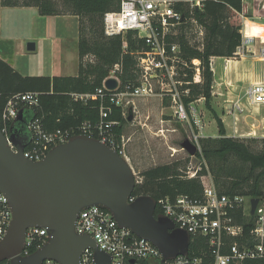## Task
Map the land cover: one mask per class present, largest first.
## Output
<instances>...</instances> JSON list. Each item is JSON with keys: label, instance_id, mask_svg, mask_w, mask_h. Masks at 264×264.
<instances>
[{"label": "built area", "instance_id": "2783aa9c", "mask_svg": "<svg viewBox=\"0 0 264 264\" xmlns=\"http://www.w3.org/2000/svg\"><path fill=\"white\" fill-rule=\"evenodd\" d=\"M117 1H119V10L104 14L103 33L106 37L120 36L123 50L127 48L128 32H133L136 39L143 41L145 50L134 53L140 74L139 85L132 90H119V81L115 76L119 67L115 65L101 88L95 90L93 94H71L74 101L86 103L92 98H98L100 101L98 120L93 124L83 123L76 135L95 139L126 160L123 134L118 142L113 132L118 122L108 118L113 107L121 109V116L126 118V109L132 99L153 96L152 84L162 101L167 102V107L177 120L187 127L189 131L187 140L196 148L194 156H189L181 148L179 151L186 154L191 164L193 161H198L205 166L200 148V140L205 136L195 106L204 99L199 98L185 104V98L189 96L190 91L187 88L183 89L187 71L192 73V84L202 83V69L198 60L188 63L182 58L180 45L176 41L180 27L190 22L198 29L200 45L204 31L192 17L184 18L182 11L175 8L177 4L185 5L192 15L193 10H202L204 0ZM176 29H179L178 34L175 32ZM259 39L264 40V37ZM249 47L252 48L249 49V54L253 58L264 61V42L256 47L253 38L250 37H243L242 44L234 55H239L243 48ZM108 79L117 82L116 88L112 91L107 90L104 85ZM38 97L37 92L16 94L8 99L0 112V132L5 137L9 149L15 154L17 148L9 141L12 124L16 122L19 112L22 117L23 111H32L38 107ZM262 106H264V82L250 84L244 92L237 94L235 99L227 101L224 112L231 115L234 120L232 138H236L239 115L245 114L249 109L258 111ZM24 132L25 138L20 140L21 144H25L23 157L32 162L42 161L52 148L66 144L75 136L74 131L68 130L47 132L43 129L40 120L35 117L24 123ZM246 136H255V132L246 133ZM171 152L174 156L178 150L171 149ZM199 171H203L200 166L192 167L185 175L187 179L199 178L202 185L201 199H192L183 195L174 200L168 197L161 198L156 202L160 215L168 219L174 229L185 232L188 237L205 239L211 258L210 264H249L252 261L264 260V198L258 199L254 214L250 215V198L230 197L219 193L207 167H204L203 174L199 175ZM140 182L141 179L135 181V185ZM137 198L131 194L127 204L133 203ZM240 209L245 216L254 219L253 229L249 232V240L245 244H238L235 241L243 237V227L235 224L232 217V214ZM11 220L12 213L8 200L0 193V241L6 235ZM73 229L76 235L89 237L94 241L96 249L108 257L107 264H203V258H192L187 254L163 261L162 254L151 242L137 237L127 228L120 227L112 214L101 206L81 209L76 216ZM50 234L51 232L46 228H27L19 256L28 257L36 240L42 241L43 246L47 244ZM42 264L60 263L48 259ZM79 264H97L94 250H83Z\"/></svg>", "mask_w": 264, "mask_h": 264}, {"label": "trees", "instance_id": "16d2710c", "mask_svg": "<svg viewBox=\"0 0 264 264\" xmlns=\"http://www.w3.org/2000/svg\"><path fill=\"white\" fill-rule=\"evenodd\" d=\"M243 0H204L202 10H193L190 15L185 5L177 4L176 10L182 11L184 18L192 17L202 27L204 36L201 45L191 44L186 27H180L176 38L182 58L190 63L198 60L201 66L202 83L192 84L191 71H187L183 89H189L185 104L204 99V106L212 115L217 126V137H205L200 140L202 158L215 188L219 193L233 197L250 199L264 198V139L261 148L252 151L251 143L256 139L244 141L227 137L222 120L211 107L212 101V58L231 59L242 44L240 15ZM2 7L35 8L41 17L74 16L78 19L77 74L70 77H24L0 59V112L8 99L16 94L37 92L38 107L22 114V121L12 124L16 136L25 138L24 123L32 117L38 118L47 132L74 131L85 122L95 123L99 118L100 101L98 98L83 103L74 101L71 94H93L101 88L115 65L119 81V90H132L139 85L140 74L136 66L134 53L145 50L143 41L136 39L133 32L126 36L127 48L122 49L120 36L106 37L103 33V17L107 12L119 10L117 0H0ZM92 57V59H88ZM167 105V102H166ZM109 120L118 122L113 129L118 142L123 134L127 117L121 116V109L112 108ZM11 126V125H10ZM74 136V137H75ZM189 160V159H188ZM187 162V161H186ZM204 172V165L200 163ZM182 161L156 166L140 173L141 182L132 192L135 197L151 198L155 204L168 197L174 200L178 196L201 199L202 185L199 178L187 179ZM160 214L155 207L154 215ZM234 223L243 227V237L236 239L238 244L249 240L254 219L245 216L240 210L232 214ZM43 242L36 240L29 251L33 254ZM187 255L203 258V264H210L211 258L207 243L203 238L189 237ZM0 264H9L4 261ZM249 264H264V260Z\"/></svg>", "mask_w": 264, "mask_h": 264}, {"label": "water", "instance_id": "95a60500", "mask_svg": "<svg viewBox=\"0 0 264 264\" xmlns=\"http://www.w3.org/2000/svg\"><path fill=\"white\" fill-rule=\"evenodd\" d=\"M34 50L33 44L27 45ZM107 90H114L117 82L108 79ZM131 120V111L127 121ZM21 112L16 122H21ZM9 141L17 148L13 153L0 132V193L9 203L12 220L6 235L0 241V263L42 264L54 260L60 264H79L85 249L94 250L97 264L109 259L96 249L94 241L74 233L78 212L90 206L107 209L120 227L129 229L139 238L151 242L162 254L163 261L187 254L188 235L163 215H154L156 204L148 197H138L131 204L127 199L134 187V174L128 164L115 151L97 140L72 137L66 144L52 148L39 162L23 157L25 144H21L12 130ZM181 149L194 156L196 148L188 141ZM258 199L250 200V215ZM48 229L47 244L28 257L21 258L27 228Z\"/></svg>", "mask_w": 264, "mask_h": 264}, {"label": "rangeland", "instance_id": "374dc122", "mask_svg": "<svg viewBox=\"0 0 264 264\" xmlns=\"http://www.w3.org/2000/svg\"><path fill=\"white\" fill-rule=\"evenodd\" d=\"M260 15L262 20H264V14L261 13ZM2 16L3 28L9 32L7 34L14 35L17 40H22L21 45L14 50L13 57L16 68L21 76L70 77L76 75L78 64L76 32L78 27L75 23H68L55 17H39L40 20L35 22L34 27L36 41H25L26 39L22 36L24 32L30 30L29 38L33 36V28L29 27V22L21 14L12 15L5 13ZM14 16L17 17L19 22L16 26L14 25L15 20L12 19ZM245 16L251 17L250 20L255 21L252 16L246 14ZM249 26L250 24H244V28H248ZM185 27L190 43H195L197 46L200 45L197 36V27L191 22ZM175 32L178 34L179 29H176ZM60 37L61 39L66 38L67 40L63 43L60 41ZM51 40L54 41L51 42ZM28 44H36V49L34 51H28ZM237 57L239 55L231 59L236 60ZM88 59H92V57ZM221 64L222 61L216 60L214 66L218 68ZM240 85L242 86L243 84ZM151 88H154V91L152 90L153 96L132 99L131 104L126 109L127 117L129 111H131V120L127 121L123 128L125 142L124 154L126 156V163L130 166L134 174L135 181L141 179V172L174 161H182L185 165L183 173H189L192 167L195 168L201 165L198 161H193L191 164L186 154L179 151L181 143L188 139L189 131L183 123L177 120L167 105H163L160 102L162 98L158 96L159 93L152 84ZM245 89L244 87L240 91L238 90L237 93L233 92L232 94H241ZM229 99L226 97L222 101L220 98L215 100L212 98L211 101L212 109L224 124L226 135H228L227 137L233 136L234 129L233 117L224 112V108L227 105L225 100ZM195 106L200 123L203 126V135L205 137H217L216 122L205 108L204 100L196 103ZM161 120L170 121L169 126L165 125L163 127L165 129V137L157 134L161 126ZM236 128V139H242L244 141L256 139L255 142L251 143V149L252 151L260 150V140L264 139V106L258 111L249 109L245 114L239 115ZM252 131L255 132V136L247 137L246 133ZM171 149L178 150V152L172 156Z\"/></svg>", "mask_w": 264, "mask_h": 264}, {"label": "crops", "instance_id": "0c3cea01", "mask_svg": "<svg viewBox=\"0 0 264 264\" xmlns=\"http://www.w3.org/2000/svg\"><path fill=\"white\" fill-rule=\"evenodd\" d=\"M263 6H264V0H243L242 14L239 17L242 27L241 30L242 38L243 37L253 38V43L255 44L256 47H258L264 42V40L261 39L258 40L259 37H264V20H262V17H260L261 13L264 14ZM5 13L12 15L21 14L22 17H24V19H26L27 22H29V27L33 28V36L29 38L30 30L24 32L22 36L24 39H26L25 41H29V40L36 41V38L34 37V34L36 32L34 30V27H35V22L40 20L39 17L41 16L38 15L37 10L35 8H24V7L7 8V7H2L0 5V59L6 62L9 66H11L16 72H18L13 57H14V50H16V48L21 45L22 40H17L14 35L13 36L8 35L7 33L9 32L7 30H4L2 23L3 21L2 15H4ZM245 14L252 16V18L255 21L250 20L251 17L249 18L248 16H245ZM14 17H12V19L15 20V22L14 21L13 22L14 25L16 26L19 24V22L17 20V17L16 16ZM43 18H47V17H43ZM55 18L59 20H63L68 23H72V24L75 23L78 27L77 17L56 16ZM246 23L250 24L248 28H244V24ZM76 35H77L76 41H78V28ZM65 40L67 39L66 38L61 39L60 37L61 42L64 43ZM52 41L54 40H51V42ZM33 45L35 50L36 44ZM249 49L252 48L251 47H249L248 49L243 48L240 51L239 57H237L236 60L225 59V58H212L211 60L212 61L211 67L213 72L212 98L214 100L220 98V100L224 101L226 97L227 99L232 98L229 100H225V103H227V101L236 98L235 96L236 94L235 93L232 94L233 92L237 93L238 90L240 91L244 87L247 88L252 83L264 82V66H263L264 61H259L256 58H253L252 56L251 58L249 54ZM216 60L222 61L221 66L220 67L218 66V68H215L214 66ZM51 77H59V76H51ZM240 84L243 85L241 86ZM160 102L163 105L164 104L166 105V102L164 103L162 100H160ZM148 110H150V108H148ZM24 112H28V111H24ZM169 122L170 121L161 120L160 121L161 126L157 134L165 137L164 134L165 129L163 127L165 125L169 126L168 125L170 124Z\"/></svg>", "mask_w": 264, "mask_h": 264}, {"label": "bare ground", "instance_id": "6f19581e", "mask_svg": "<svg viewBox=\"0 0 264 264\" xmlns=\"http://www.w3.org/2000/svg\"><path fill=\"white\" fill-rule=\"evenodd\" d=\"M263 9H264V6H263Z\"/></svg>", "mask_w": 264, "mask_h": 264}]
</instances>
